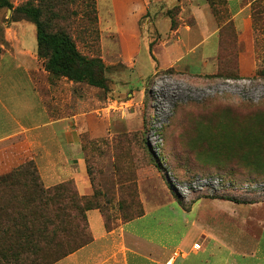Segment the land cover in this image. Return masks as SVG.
Listing matches in <instances>:
<instances>
[{
	"label": "rangeland",
	"instance_id": "obj_1",
	"mask_svg": "<svg viewBox=\"0 0 264 264\" xmlns=\"http://www.w3.org/2000/svg\"><path fill=\"white\" fill-rule=\"evenodd\" d=\"M8 1L14 9L27 2L36 5L44 4L45 10L54 7L53 9L57 12L54 26L68 31L76 41L79 50L89 57H101L102 37L104 42L109 44L105 56L106 64L111 66L107 72L109 79L107 91H112L110 88L115 81L122 83L124 80H129L130 84L128 88L124 87V91H122L123 87H120L122 92L118 94L110 92L106 96L104 90L88 89L87 95L95 102L90 105V111H96L95 115L102 119L121 117L120 122L124 123L121 125L112 123L109 126L111 132L109 130L105 132L104 128L105 134L109 135L113 132L116 133L115 136L106 137L98 142L89 141L90 139L87 138L86 143L89 144L88 148L95 152L110 151L115 162L117 152L124 154L118 159H123L125 164L128 163L131 155L133 159L140 158L141 174L138 182L142 186L141 192L146 196L151 194V197L145 196V205H121L118 203L119 200L112 197L115 190L107 187H111V182L109 180L106 182L105 177H102L107 192L106 200L110 204L103 207L112 218L110 223L113 226L122 223L123 219L140 213L142 208H147L149 217L134 221L130 228H134L141 238L152 244L159 245L166 242L170 249L178 245L186 233L190 232L186 242L187 250H190L195 241H201L200 216L207 215V212L211 213L213 205L207 202L200 213L197 208L201 205V201H198L197 207L193 206L192 211L185 210L169 193L172 185L167 172L163 170L161 175L156 172L142 143L140 142L138 146L139 138H134L133 135L134 132L142 134L145 130L148 133L156 110L155 106L162 105L163 118L166 119L163 123L167 121L163 132L165 142L163 158L169 168L174 167L179 176H192L193 179L199 176L214 177L228 169L203 164L204 149L200 146L199 129L197 132L194 123L198 118L211 116L216 111L224 115L233 111L243 116L264 111V78L258 74L264 69V0H256L252 3L251 10L248 12L250 29L246 32L243 27L235 23L227 24L230 15L227 13L223 0H217L219 3L214 10L212 9L213 12L207 3L208 0H197L196 3L200 7L199 12H194L198 18L197 22L191 18L192 14L188 6L184 14L181 9H174L179 6L176 3L177 0H55L56 3L53 4H49L52 3L51 0ZM146 5L147 11L143 9ZM14 9H0V42L7 37H23L24 46L27 47L28 39L33 37L32 31L35 30L32 42L37 46L36 26L15 14ZM169 16L177 20L178 24H183L180 20L182 16L191 27V31L188 32L183 25L179 39H175L179 42L183 60L178 63V68L169 69L171 73L159 72L152 75L155 59L146 37L171 41L172 32L176 30L171 29ZM132 32H139L142 37L140 53L137 58L133 56L134 60L136 59L135 69L128 67L125 56L119 59L112 52L115 49L114 46L118 51H122V48L127 47L128 44L134 47L135 42L130 39ZM219 37L227 42L224 46L226 55L219 59L222 60V70L220 77H215L213 74L216 73L218 63ZM154 51L161 63H170L171 59L175 58V56L173 58L169 56V58L167 51L162 47H157ZM19 53L20 51L16 52V54ZM18 60L6 57L5 69L10 73H17L16 66L21 64L24 57H19ZM39 60L43 63L41 58ZM19 76L20 73L14 76L15 81H18ZM161 78L166 81L159 89L160 92H152V85ZM62 80L65 78L55 81L48 75L46 82L51 85V90L55 91V86ZM68 86H60V89H64L62 94L65 100L68 98L67 101H69L68 90L75 93L84 92L80 85ZM103 98L104 105L98 108V101ZM127 154H130L129 157ZM171 172H173L172 169ZM193 179L183 182H191ZM95 216H99V213H91L90 218L93 223ZM194 222H197L196 227ZM55 249V244L46 246L37 256V253L31 252L25 246L21 247L9 239L2 240L0 241V264H42L41 258ZM140 264L150 263L142 261Z\"/></svg>",
	"mask_w": 264,
	"mask_h": 264
},
{
	"label": "crops",
	"instance_id": "obj_2",
	"mask_svg": "<svg viewBox=\"0 0 264 264\" xmlns=\"http://www.w3.org/2000/svg\"><path fill=\"white\" fill-rule=\"evenodd\" d=\"M254 1L256 0H226L229 20L243 27L244 32L250 29L248 12ZM196 2L197 0L176 1L182 14L187 6L189 7L191 18L195 22L198 18L194 12H199L200 9ZM207 3L210 7L208 1ZM147 7L143 6V9L147 11ZM180 20L183 24L180 23L178 29L172 32L171 41L146 37L155 59L152 75L178 68V63L183 60L179 42L175 39H179L183 25L188 32L191 27L182 16ZM32 32L34 37L35 30ZM33 37L28 39L27 47L24 46L23 37H7L0 42V176L10 174L28 160H34L46 187L74 180L82 195H93L94 190L87 173L86 153L83 150V136H87L89 141H102L106 137L115 136L116 133L113 132L105 134L112 123L121 125L124 122H120L121 117L102 119L95 115L96 111H90V105L95 102L87 95V91L96 88L104 90L105 96L110 92L118 94L124 91L125 86L128 88L130 81L124 80L123 84L121 81H115L110 88L112 91H106L65 79L55 86L53 91L51 85L46 82L49 74L38 58V44L35 46L32 42ZM141 38L139 32H132L130 39L135 42L134 47L128 44L122 51H118L115 46L114 51L112 50L119 59L125 56V62L132 69L136 68L134 58L140 53ZM107 45L109 44L105 43L102 37L101 58L110 70L111 66L106 64L105 60ZM157 47L165 49L168 57L175 58L171 59L170 63H161L154 51ZM17 51L20 53L16 54ZM18 56L24 57V60L16 66V72L20 73V76L18 81H15L14 76L17 73L6 70L4 63L6 57L19 61ZM70 84L84 85V92L75 93L68 90L67 101L68 98L65 100L62 94L64 89H60V86L70 87ZM120 87H123L122 91ZM103 103L104 98L98 101V108L103 106ZM95 158L102 177H105L106 182H111V187H107L115 190L112 197L119 200L114 156L110 151L97 150ZM138 187L145 205L146 198L151 197V194L144 195L139 182ZM199 201L201 205L197 209L200 213L207 202L212 203L213 207L211 213L200 216L201 241H195L190 250H187L186 245L190 232L186 233L178 245L170 249L166 242L152 244L141 238L134 228H130L134 221L149 217L147 208L142 217L128 223H119L110 230L106 228L101 214L91 211L89 222L93 242L56 264H140L142 261H148L150 264H264V201L253 204H237L210 198H202ZM196 205L197 203L194 206L197 207ZM92 212L99 213V216H95L94 223L90 218ZM193 224L197 226V222ZM196 245L201 248L197 249Z\"/></svg>",
	"mask_w": 264,
	"mask_h": 264
},
{
	"label": "trees",
	"instance_id": "obj_3",
	"mask_svg": "<svg viewBox=\"0 0 264 264\" xmlns=\"http://www.w3.org/2000/svg\"><path fill=\"white\" fill-rule=\"evenodd\" d=\"M51 1L52 3H47H56L55 0ZM208 2L211 10L219 3L217 0ZM223 2L226 6V0ZM2 8L14 9L8 0H0V9ZM44 8V4L27 2L15 8L14 13L36 26L38 58L43 60V67L50 78H54L55 81L65 78L107 91L108 67L102 58L83 54L68 31L54 26V18L57 17L54 7H50L49 10ZM176 8L181 9L179 6L174 9ZM227 13L229 15L228 10ZM169 18L171 29L177 30L180 24L172 16ZM232 23L234 24L230 20L227 22ZM226 44V40L219 37L218 63L216 73L213 74L215 77H220L222 60L219 59L226 55L224 49ZM167 72L171 73L169 70L165 71ZM258 74L264 78V69ZM194 124L197 132L199 129L198 140L204 149L203 164L228 168L217 176L236 183L264 181V111L244 116L233 111L226 115L216 111L211 116L198 118ZM134 133V138H139L138 146L141 142L159 175L163 170L167 172L168 169L170 171L172 169V173L181 181L193 179L192 176H179L174 167L164 168L159 163L147 145L146 130L142 134ZM87 138L83 136V150L86 153L87 173L94 190L93 195H82L74 180L46 187L34 160L19 166L8 175L0 176V241L8 239L14 241L21 247L25 246L31 252L37 253V256L46 246L55 244L56 249L46 253L41 260L42 264H56L93 242L89 212L98 211L107 229L117 226L111 225L112 218L103 207L110 204L106 200L107 192L102 182L101 170L97 166L95 150L88 148ZM123 155L117 152V161L114 164L120 198L118 203L143 205L138 187L141 174L140 158L133 159L131 155L132 159L125 164L123 159L124 162L118 159ZM169 193L187 211H191L202 198L222 199L237 204L264 201L263 193L251 194L240 189L214 196L206 193L194 194L188 202L180 198L172 187L169 188ZM144 214L145 208H142L140 213L123 219L122 223L133 221Z\"/></svg>",
	"mask_w": 264,
	"mask_h": 264
},
{
	"label": "built area",
	"instance_id": "obj_4",
	"mask_svg": "<svg viewBox=\"0 0 264 264\" xmlns=\"http://www.w3.org/2000/svg\"><path fill=\"white\" fill-rule=\"evenodd\" d=\"M164 81L166 80L163 78L157 81L154 85H152L151 91H159V89L163 86ZM155 107L156 110L152 118L150 129L147 133V144L159 163L162 164L164 168H168L167 164L164 163L163 158L165 146L163 132L167 121L163 123V121L166 120L163 118V106L157 105ZM167 174L172 185V189L180 198L185 201H189L194 194L206 193L214 196L223 192L239 189L246 193L264 194V181L236 183L227 181L224 178L217 176H199L193 179L191 182H183L179 180L169 169ZM196 248L200 249L201 246L196 245Z\"/></svg>",
	"mask_w": 264,
	"mask_h": 264
}]
</instances>
